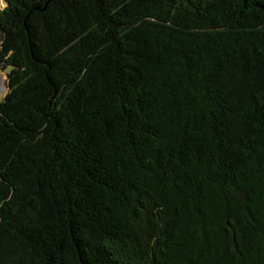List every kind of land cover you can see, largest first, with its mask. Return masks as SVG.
Here are the masks:
<instances>
[{
	"label": "trees",
	"instance_id": "1",
	"mask_svg": "<svg viewBox=\"0 0 264 264\" xmlns=\"http://www.w3.org/2000/svg\"><path fill=\"white\" fill-rule=\"evenodd\" d=\"M0 4V264H264V0Z\"/></svg>",
	"mask_w": 264,
	"mask_h": 264
},
{
	"label": "rangeland",
	"instance_id": "2",
	"mask_svg": "<svg viewBox=\"0 0 264 264\" xmlns=\"http://www.w3.org/2000/svg\"><path fill=\"white\" fill-rule=\"evenodd\" d=\"M0 7L2 8L3 7V4H0ZM4 71L5 70H2V71L0 70V82H1V79H3L4 80L3 86L5 87L6 76H5ZM6 92H7V89L6 88L0 87V100H1V98H4L5 97Z\"/></svg>",
	"mask_w": 264,
	"mask_h": 264
},
{
	"label": "water",
	"instance_id": "3",
	"mask_svg": "<svg viewBox=\"0 0 264 264\" xmlns=\"http://www.w3.org/2000/svg\"><path fill=\"white\" fill-rule=\"evenodd\" d=\"M2 39H3V35L0 34V41H1ZM10 71H11V68H7V69H5V71H4L5 76H7V75L10 73ZM4 88H6V82H5V87H4ZM3 99H4V98H1L0 103L3 101Z\"/></svg>",
	"mask_w": 264,
	"mask_h": 264
},
{
	"label": "bare ground",
	"instance_id": "4",
	"mask_svg": "<svg viewBox=\"0 0 264 264\" xmlns=\"http://www.w3.org/2000/svg\"><path fill=\"white\" fill-rule=\"evenodd\" d=\"M3 81H4V80H3V79H1V82H0V83H1V84H0V87H3Z\"/></svg>",
	"mask_w": 264,
	"mask_h": 264
},
{
	"label": "built area",
	"instance_id": "5",
	"mask_svg": "<svg viewBox=\"0 0 264 264\" xmlns=\"http://www.w3.org/2000/svg\"><path fill=\"white\" fill-rule=\"evenodd\" d=\"M3 83H4V81H3ZM3 88H4V86H3Z\"/></svg>",
	"mask_w": 264,
	"mask_h": 264
}]
</instances>
